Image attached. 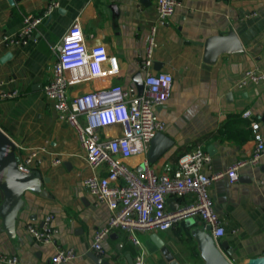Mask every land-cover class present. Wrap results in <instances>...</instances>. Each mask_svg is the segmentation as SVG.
<instances>
[{"label":"crops","instance_id":"1","mask_svg":"<svg viewBox=\"0 0 264 264\" xmlns=\"http://www.w3.org/2000/svg\"><path fill=\"white\" fill-rule=\"evenodd\" d=\"M177 1L168 22L157 25L155 0H0V93L19 94L13 99L0 96V130L15 144L17 157L42 150L33 160L32 172L47 180L41 193H23L25 207L18 213L14 235L7 233L0 217V254L16 257L18 264H50L57 250L71 248L76 256L63 264H133L140 254L144 264H169L151 240L156 236L178 264H201L192 233L205 227L196 217L167 231L135 232L140 246L133 244L129 233L113 232L102 241V253L93 252L92 236L108 221L110 211L84 188L83 180L91 175L85 152L75 130L57 119L42 93L57 58L56 45L78 23L86 47L104 46L108 56L116 58L118 72L111 74L108 63L99 79H90L85 69L67 72L71 99L116 85L137 94L140 87L144 90L147 70L142 64L156 26L150 70L171 74L173 83L167 102L155 114L165 125L162 133L173 143L149 166L156 173L174 170L196 147L211 158L203 168L209 176L238 165L236 182L224 177L208 188L225 230L221 239L213 240L232 251L224 253L231 264L264 255V154L249 163L256 147L252 122L259 125L264 142V84L237 86L247 70L264 72V0ZM26 15L43 17L29 42L6 44L4 37L14 38ZM229 30L235 32L243 51L205 63V41ZM245 111L251 112L249 118H243ZM79 121L86 125L84 117ZM103 121L96 130L101 139L121 135L108 113ZM146 154L123 161L139 170ZM193 200L192 194L167 197L166 210L178 211ZM46 216L52 217L55 235L51 244L43 245L25 227H41Z\"/></svg>","mask_w":264,"mask_h":264},{"label":"built area","instance_id":"2","mask_svg":"<svg viewBox=\"0 0 264 264\" xmlns=\"http://www.w3.org/2000/svg\"><path fill=\"white\" fill-rule=\"evenodd\" d=\"M155 6L157 25H163L175 13L179 2L155 0ZM48 14L49 10L43 16ZM42 18L26 15L18 34L14 38L4 37V42L14 46L26 45L34 30L41 24ZM155 32L156 26L152 28L146 58L142 64L147 72L141 95L116 85L108 90L100 89L72 99L68 97L70 82L66 78L67 72L85 69L90 79H99L105 74V63H108L111 74L118 72L116 58L109 57L104 46L86 47L85 36L78 23L71 25L56 45L57 58L52 67V75L42 88L43 96L52 104L57 119L75 130L85 152L91 175L83 180L84 188L96 203L105 204L110 211L108 221L92 236L91 248L96 254L102 253V241L113 232L129 233L133 244L140 246L135 232L167 231L187 218H199L204 227L209 226L215 241L225 235L221 220L213 210L208 188L212 182L224 177L229 183L236 182L238 165L209 176L204 173L203 168L210 163L211 158L199 147L181 158L174 170L167 168L163 173L152 170L146 160L142 163L141 171L129 168L124 163L133 156L146 154L151 139L165 129L155 112L167 102L173 77L168 73L150 70ZM247 82L264 84V72L258 69L247 70L237 86L242 88ZM0 94L4 99H13L19 95L17 91ZM104 113H108L112 121L120 126L119 137L104 140L96 134V130L105 123ZM242 116L249 118L251 112L245 111ZM80 117L86 119L85 126L81 125ZM251 128L256 147L249 163L254 164L264 154V142L258 132L259 125L252 122ZM41 152L42 150H35L23 158L17 157L18 170L23 173L32 172L33 160ZM188 194L194 196L188 206L175 212L166 210L167 197L180 199ZM51 221L52 217L46 216L41 227L29 224L25 231L35 242L51 244L55 235ZM75 256L76 252L71 248L57 250L51 257L50 264L67 263ZM0 264H18V259L0 254ZM133 264H144L143 255H138Z\"/></svg>","mask_w":264,"mask_h":264},{"label":"water","instance_id":"3","mask_svg":"<svg viewBox=\"0 0 264 264\" xmlns=\"http://www.w3.org/2000/svg\"><path fill=\"white\" fill-rule=\"evenodd\" d=\"M242 51L243 48L237 35L229 30L225 34L211 36L205 41L203 61L207 64H214L220 55L237 54ZM142 92L143 88L140 87L138 94L141 95ZM172 143L163 133H157L151 139L146 154L148 164L152 165L161 158L172 146ZM15 151V144L0 130V217L9 235L15 234L18 213L25 207L23 193L29 190L39 194L42 183L47 182L35 171L20 172L17 167L18 158ZM142 169L143 167L137 171ZM209 232L210 227L207 226L204 230L195 229L192 233L198 244L197 249L201 264H231L224 253L231 255L232 251L227 249L226 244L216 245ZM151 240L169 264H178L156 236L152 237ZM244 264H264V255L247 259Z\"/></svg>","mask_w":264,"mask_h":264}]
</instances>
